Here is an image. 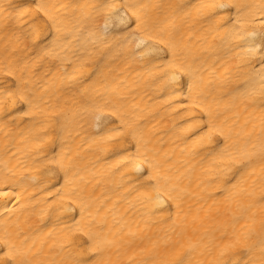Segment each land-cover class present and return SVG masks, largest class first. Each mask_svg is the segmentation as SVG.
<instances>
[{
	"label": "bare ground",
	"instance_id": "1",
	"mask_svg": "<svg viewBox=\"0 0 264 264\" xmlns=\"http://www.w3.org/2000/svg\"><path fill=\"white\" fill-rule=\"evenodd\" d=\"M36 2L43 3L51 17L41 15L37 21L42 35H26L13 8L24 3L34 9L31 0H0V85L19 79L44 109V114L23 118L0 114V183L2 190L14 189L20 197L19 201L0 197V237L9 238L29 264H72L83 258L81 253L91 254L85 233L103 243L110 264H171L186 253H191L193 264L207 261L202 255L205 246L231 232L232 213L223 211L231 193L220 181L208 182L215 164L181 128L187 127L185 121H207L210 113L229 137V149L252 155L247 172L259 174L264 160L253 146L264 127V83L257 74L261 71L257 57L235 47L239 41L228 31L232 25L218 28L223 23L220 17L208 18L201 5L211 0H126L143 5L136 8L142 31L133 25L125 33L110 28L111 34L104 31L103 14L94 10L101 0ZM231 2L252 6L242 13L245 21L264 6V0ZM245 27L251 30L254 25ZM145 31L176 47L194 73L191 97L199 107L187 111L174 103L169 107L172 102L155 79L160 61L147 64L134 54L135 41ZM8 69L14 77H5ZM181 99L186 105L193 103ZM104 103L116 113L109 118L115 121L111 127L125 133L117 144L107 142V133L102 139L94 126L92 109ZM53 119L59 124L49 123ZM53 127L60 132L55 155L63 165L57 174L67 173L68 186L79 193L83 211L49 216L43 203L38 181L44 179V158L53 156ZM132 132L155 166L151 172L136 175L117 164ZM157 179L161 186L174 189L178 199L157 205L153 199Z\"/></svg>",
	"mask_w": 264,
	"mask_h": 264
},
{
	"label": "snow or ice",
	"instance_id": "2",
	"mask_svg": "<svg viewBox=\"0 0 264 264\" xmlns=\"http://www.w3.org/2000/svg\"><path fill=\"white\" fill-rule=\"evenodd\" d=\"M31 5L34 6V9L24 3L15 5L13 8L17 19L23 22L26 35L32 33L42 35V32L36 27V23L41 19V15L48 19L51 17L43 3L31 0ZM137 7H143V5L127 3L126 0H101L98 5L94 6V10L98 14H103L104 31L111 34L109 33L110 28L115 32L125 33L130 32L133 25L136 26L135 31H142L141 18L136 12ZM250 7L252 6L237 5L231 0H211L210 3L201 5L202 9L208 10L210 20L220 17L223 21V23H218V28L227 29L228 25H232L228 31L239 41L235 47L244 50L249 57H257L261 69L257 74L261 76V81L264 83V6L259 8L258 15L252 14L251 20L241 19L242 13ZM33 11L35 16H32ZM233 12L235 18H233ZM30 16L32 18L28 19ZM245 23H250L254 27L249 30L245 27ZM131 34L135 35V32H131ZM135 42L134 54H139L147 64L160 61L156 65L158 75L155 79L161 82L162 89L168 94L169 100L172 102L169 103V107H172L173 103L178 104L185 111L188 108L199 107L191 97V93L196 87L194 73L185 67V63L180 59V54L172 42L146 31ZM253 71H255L254 68ZM5 77H14L11 69L5 71ZM185 88H187L188 95H185ZM261 95L264 96V89L261 90ZM182 97L183 99H193V103L184 104ZM200 110L205 111L202 107ZM34 112L44 114V109L28 95L26 85L20 83L19 79L13 78V80L7 81L6 85H0V114H3L4 118H14V113L21 118L30 117ZM114 115H116L115 111L109 110L107 103L97 104L92 109V119L95 122L94 126L98 129L97 134L104 139L103 134L107 133V142L117 144L125 133L122 128L111 127L115 121L109 118ZM49 123L58 125L59 121L53 119ZM185 123H187V127H182L181 131L188 139L194 138V143L205 150L206 158H212L215 164L216 170L212 174L213 179L208 182L211 184L220 181L224 190L231 193L225 198L226 207L223 209L225 213H232L231 232L225 231L217 238L218 242L214 241L211 245H206L202 255H206L209 259L207 261L197 260L195 264H264V167L261 168L259 174L248 173L247 169L251 165L252 155L234 153L230 150L226 143L229 137L225 135L222 128L213 123L210 113L207 121L200 120L194 123L185 121ZM262 124H264V120H262ZM51 131L53 156L44 158L47 161L41 171V176L44 179L38 181L43 185L41 189L45 194L43 203L47 205L49 216H54L56 213L83 211L85 210L84 203L80 199L79 193L68 186L67 173L65 172L64 177L57 174L58 167L63 170L62 163L55 155V145L60 138V132L56 127H53ZM261 131L262 135L258 144L253 147L258 149L261 159L264 160V127ZM43 135L48 136L49 132L45 131ZM128 135L132 139L128 141V147L124 148L123 153H118L120 158L117 160V164L136 175L143 174L146 170L151 172L155 166L141 152L140 138L135 132ZM49 177H54L55 182L49 183ZM31 179L36 181L38 178L33 176ZM62 179L65 182L60 184ZM149 179H152L151 175ZM8 187L11 188V185ZM3 188L4 184L0 183V197L12 196L16 201L20 200L14 189L4 191ZM154 191L153 199L157 205H164L169 200L178 199V196L174 194L175 190H169L166 185L161 186L158 179ZM32 199L35 200L36 197L34 196ZM11 202V200L7 201V203ZM220 211L221 209L218 208L217 212ZM77 230H79L78 226ZM85 235L88 236L85 243L88 246V253L91 254L81 253L83 258L73 259L72 264H110L104 258L103 243L95 241L90 233H85ZM190 255L191 253H186L173 260L171 264H193V260L189 258ZM21 256L20 250L10 242L9 238L0 237V264H29V261Z\"/></svg>",
	"mask_w": 264,
	"mask_h": 264
}]
</instances>
